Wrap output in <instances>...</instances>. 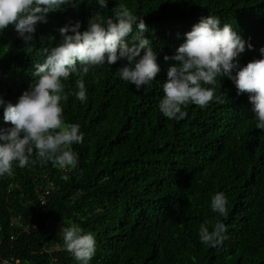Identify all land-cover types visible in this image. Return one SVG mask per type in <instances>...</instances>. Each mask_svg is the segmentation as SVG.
Here are the masks:
<instances>
[{"label": "trees", "instance_id": "16d2710c", "mask_svg": "<svg viewBox=\"0 0 264 264\" xmlns=\"http://www.w3.org/2000/svg\"><path fill=\"white\" fill-rule=\"evenodd\" d=\"M142 1L149 11L159 5V0ZM203 1L206 14L227 16L244 0ZM66 7L97 5L95 0H77L76 7ZM51 23L48 17L30 45L12 26L0 32V98L6 103L34 82L31 62ZM79 78L63 82V119L79 124L84 133L83 143L72 146L79 156L76 168L65 172L50 162L42 164L34 154L28 166L14 163L13 175L0 178V264H77L62 239V229L72 224L95 237L96 254L90 264H264V219L258 211L264 172L241 176L235 197L240 184L234 174L244 166L228 168L224 161L226 169L213 175L216 163L230 150L249 152L264 164V138L248 147L229 144L234 120L217 112L234 106L239 98L230 81L216 87L219 102L203 109L184 107L186 117L176 121L158 110L157 82L137 92L110 68L102 88L81 103L69 95ZM244 111L250 114L246 104ZM3 114L0 107V127H7ZM231 174L227 188H220ZM46 187L51 188L48 196ZM182 190L196 198H175L158 228V204L149 199L154 195L168 200ZM218 192L227 198L226 219L210 206ZM19 216L21 222H15ZM205 221L225 223L227 239L222 245L200 242L198 230Z\"/></svg>", "mask_w": 264, "mask_h": 264}, {"label": "clouds", "instance_id": "9594fccd", "mask_svg": "<svg viewBox=\"0 0 264 264\" xmlns=\"http://www.w3.org/2000/svg\"><path fill=\"white\" fill-rule=\"evenodd\" d=\"M177 2L175 19L178 21L165 34V49L160 56L153 45L157 26L151 15L155 7L149 11L142 0H135L131 5L125 0L109 3L95 0L98 9L66 7H76L77 0H0V32L12 26L25 45L34 41L38 27L46 24L48 17L52 21L37 58L31 62L34 82L14 96L12 102L6 103L0 98L3 121L9 125L0 127V178L13 175L14 163L20 168L28 166L34 154L42 164L50 162L65 172L76 168L79 156L72 146L83 143L84 133L79 124H67L63 119V99L67 98L63 82L73 74L80 77L69 95L83 103L88 94L103 85L92 83L84 76L104 65L108 66V71L115 68L118 78L137 92L150 89L155 78L166 73L158 110L163 117L176 121L186 117L182 108H189V104L203 109L214 100L219 102L216 87L228 79L237 89V95H243L256 120L244 111L242 98L234 106L222 107L217 113L235 123L229 144L248 147L259 143L264 138V0H244L233 6L227 16L217 13L200 21L196 16L197 2ZM183 17L194 19V24L199 22L185 33L184 39L175 42L173 35L179 31ZM238 106L241 109L238 110ZM248 155L253 156L239 150H230L227 155L231 159V163L225 162L228 168L244 166L234 174L239 184L241 176L248 172L254 175L264 172L261 158L253 156L248 160ZM225 164L218 161L213 175H219L221 168L226 169ZM231 177L232 174L227 180ZM227 180L220 188H227ZM48 187L53 190V186ZM51 188L46 187L45 195L51 194ZM239 192L240 189H235L233 197ZM175 198L183 201L196 197L182 190L168 200L154 195L149 199L158 204V228ZM210 203L214 213L228 217L224 192L214 194ZM45 204L41 197V205ZM258 211L264 219V198L258 202ZM14 221L21 222V217ZM226 233L227 226L220 221L214 224L205 221L198 230L200 242L209 247L222 245L227 239ZM62 239L64 249L77 264H90L96 254V240L91 233L72 224L62 229ZM11 240H15V236Z\"/></svg>", "mask_w": 264, "mask_h": 264}, {"label": "water", "instance_id": "95a60500", "mask_svg": "<svg viewBox=\"0 0 264 264\" xmlns=\"http://www.w3.org/2000/svg\"><path fill=\"white\" fill-rule=\"evenodd\" d=\"M115 1H117V0H115ZM115 1L114 0H108V3L109 2H115ZM177 1H179V0H173L170 3H168V0H159V2H158L159 5L154 8L155 13L151 15L152 19H154V24L157 26V30L154 31V33H156V35H155L154 40H153V45L156 47V52L160 56H162L161 50L165 49V45H164L165 38H166L165 34L169 30V28H171L172 25H175L178 21L177 18L175 19V14H176L175 10L178 6ZM193 1H195L199 4L197 12H196V16L199 17V21L202 17H207L208 14L205 13L206 9H205L204 1L203 0H193ZM96 8H98V6ZM199 21H195V24L198 23ZM189 24L191 25L190 26L191 28H189V30H187L188 29L187 27L189 26ZM195 24H194V19H188L186 17H183V22L179 24V31L175 35H173L174 39H175L174 41L178 42V41H181L182 39H184L185 33L191 31L193 25H195ZM221 24L223 25L225 23L221 22ZM173 30H175V29H173ZM173 30L171 29V31H173ZM160 63L163 65L164 64L163 60H160ZM169 66H170V62L168 63L166 70H168ZM107 73H108V66L104 65V66L96 67V68L90 70L89 73L84 77L87 80H90L92 83L99 84V83H103L104 78L106 77ZM70 76H76V75L73 74ZM166 80H167V75H166V73H163L161 78H155V81H154V82H157L159 84V87L157 86V88L160 89V97H159L158 105H159V102L164 95L163 90H162V86ZM234 92H235L236 96L239 97L238 100L243 97V95H237V89L236 88H234ZM188 106L192 110L195 109L193 107V104H189ZM237 108L239 110V109H241V106H238ZM250 114H251V119L253 121H256L255 117H254L255 114L253 113V111H251ZM253 156L248 155L246 158L248 160H251L254 158ZM219 161H223V162L225 161L227 164L231 163V159L229 157H226V156L223 158V155ZM228 181L229 180H227V183H228ZM240 187H241V184L236 189H240Z\"/></svg>", "mask_w": 264, "mask_h": 264}]
</instances>
